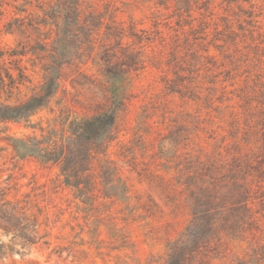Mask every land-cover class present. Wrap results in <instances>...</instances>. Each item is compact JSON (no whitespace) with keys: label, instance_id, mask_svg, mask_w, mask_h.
<instances>
[{"label":"rangeland","instance_id":"rangeland-1","mask_svg":"<svg viewBox=\"0 0 264 264\" xmlns=\"http://www.w3.org/2000/svg\"><path fill=\"white\" fill-rule=\"evenodd\" d=\"M91 1L103 9L109 0ZM110 2L127 28L134 22L138 33L150 38L132 46L141 52L145 67L123 76L117 68L113 70L116 74L104 76L92 67L86 70L90 76H80L74 88L70 76L68 86L86 105L101 99L104 85L124 92L125 103L116 100L114 107L118 109L119 138L124 141L123 146H113L111 157L130 185L131 197L99 206L92 216L104 208L116 211L128 242L124 247L113 242L107 218L95 221L99 230L94 233L80 215L75 219L70 210L61 213L52 207L50 214L56 222L51 223L50 244L22 245L20 238L0 229L2 240L15 248L5 263L162 264L171 241L184 236L183 242L189 243L197 230L192 224L197 205L186 186L187 164L203 149L211 154L215 151L217 157L220 152L223 161L236 160L233 193L249 205L248 210H238L235 236L217 248L218 256L210 264H264V0H210L213 14L206 19V35L189 32V16L180 17L173 0L167 6L156 0ZM24 3L0 0V41L6 50L22 39L5 32L4 25L17 12L24 14L16 7ZM198 16V11L191 13L192 18ZM227 19L235 33L226 28ZM194 25L198 26V19ZM190 48L199 50L200 60L190 59ZM175 58L185 61L173 63ZM5 61L9 65L8 56ZM195 62L199 75L190 83L189 63ZM39 116L45 120L50 114L44 110L33 121ZM4 126L0 122V128ZM9 127L18 135L32 131L24 123H9ZM0 147L5 148V143L0 142ZM13 156L11 148L0 150L1 186L7 185L10 174L15 178L12 183L22 185L21 194L31 192L35 179L53 185L54 172L30 162L17 164ZM221 172L227 174V169ZM53 197L65 207L64 200L72 196L69 190L58 188Z\"/></svg>","mask_w":264,"mask_h":264},{"label":"trees","instance_id":"trees-1","mask_svg":"<svg viewBox=\"0 0 264 264\" xmlns=\"http://www.w3.org/2000/svg\"><path fill=\"white\" fill-rule=\"evenodd\" d=\"M110 1H104L107 2L104 8L99 9L91 0H25L21 8L16 6L24 14L17 12L4 25L5 32L18 34L22 39L16 47L7 50L0 41L3 62L0 64V97H4L0 102V122L5 124L0 128V142L5 143V148L0 147V150L11 148L17 164L30 162L55 173L51 186L33 180L30 193H20L22 185L12 183L13 174L7 178L6 186L0 183V229L20 238L22 245L51 243V223L56 222L50 214L52 207H57L61 213L70 210L75 219L80 215L89 232L99 230L96 220L107 218L113 242L121 247L128 242L123 227L117 223L116 211L104 208L97 217L92 216L99 206L117 203L120 197H131V187L111 157L113 146H123L124 140L119 138L118 109L114 107L116 100L125 103L124 92L104 85L101 99L86 105L74 97L68 86L70 76L69 82L74 88L80 76H90L86 70L92 67H97L104 76L116 74L114 68L123 76L145 67L141 52L132 46L150 38L140 35L134 22L127 28L125 21L118 19L117 8ZM169 1L172 0H156L165 6ZM173 1L180 17L184 13L189 16L186 22L189 32L206 35L209 27L206 19L213 14L210 0ZM193 11H198L199 16L192 18ZM197 19L198 26H195ZM226 28L235 33L228 19ZM126 38L132 42H124ZM190 51L191 60H200L202 55L198 49L190 48ZM5 56L10 59L9 65ZM26 62H30L31 68ZM189 64L192 83L200 67L197 62ZM44 110L50 114L46 121L43 116L33 121ZM9 123H24L32 131L18 135L10 131ZM218 154L220 157L221 153ZM219 157L215 151L211 154L201 149L189 158L186 186L197 205L192 212V224L197 230L189 243L183 242L184 236L171 241L162 264H210V260L218 256L217 248L225 245L228 237L235 236L238 210H248L249 205L247 200L233 193L236 160L223 161ZM223 168L227 169V174L221 172ZM58 188L69 190L72 196L64 200L65 207L61 202L55 203L53 194ZM138 199L141 205L142 197L138 195ZM14 251L12 244L5 243L0 236L1 264H6Z\"/></svg>","mask_w":264,"mask_h":264}]
</instances>
